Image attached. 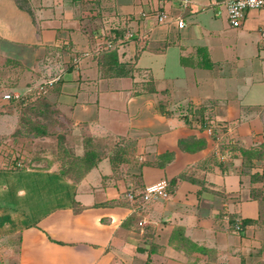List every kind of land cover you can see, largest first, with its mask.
Returning a JSON list of instances; mask_svg holds the SVG:
<instances>
[{
	"label": "crops",
	"instance_id": "obj_1",
	"mask_svg": "<svg viewBox=\"0 0 264 264\" xmlns=\"http://www.w3.org/2000/svg\"><path fill=\"white\" fill-rule=\"evenodd\" d=\"M263 26L264 8L230 26L222 0H0V65L19 63L91 165L0 166V264H264L245 155L264 142ZM160 179L168 198L143 202Z\"/></svg>",
	"mask_w": 264,
	"mask_h": 264
},
{
	"label": "rangeland",
	"instance_id": "obj_2",
	"mask_svg": "<svg viewBox=\"0 0 264 264\" xmlns=\"http://www.w3.org/2000/svg\"><path fill=\"white\" fill-rule=\"evenodd\" d=\"M24 73L14 61L3 60L0 65V166L57 167L66 173L81 170L84 165L79 166V158L83 156L77 155L75 141L65 130L66 123L42 90L21 77ZM8 92L19 93L22 99L6 101L4 94ZM245 155L255 161L246 163L254 169V185L261 182L264 186V142H253Z\"/></svg>",
	"mask_w": 264,
	"mask_h": 264
},
{
	"label": "built area",
	"instance_id": "obj_3",
	"mask_svg": "<svg viewBox=\"0 0 264 264\" xmlns=\"http://www.w3.org/2000/svg\"><path fill=\"white\" fill-rule=\"evenodd\" d=\"M189 2L190 0H180V4L183 8L187 7ZM222 4L230 26L235 28L242 25L247 11L264 8V0H222ZM153 15L160 24L174 22L177 28L185 26V22L181 17H173L164 9H157L154 11ZM260 34L261 37L264 38V26L260 30ZM4 99L6 101L16 102L22 99V95L16 92H8L4 94ZM214 129L213 125H208L206 131L209 135H212ZM168 196V181L166 179H160L154 183L146 185L141 194L143 202L167 199ZM128 198L132 199L133 195L129 194ZM234 229L236 231H240L242 229V223L240 220H235Z\"/></svg>",
	"mask_w": 264,
	"mask_h": 264
},
{
	"label": "trees",
	"instance_id": "obj_4",
	"mask_svg": "<svg viewBox=\"0 0 264 264\" xmlns=\"http://www.w3.org/2000/svg\"><path fill=\"white\" fill-rule=\"evenodd\" d=\"M122 72L123 71H119L118 74H121ZM191 114H192L191 117H189L188 113L183 116L186 119V121L189 122V123H193L194 122V123H196V124H198L200 126L204 125V123L206 124V122H208L207 123L208 125H212L214 123L209 118H205L201 114L200 110H198V109H195V111H192ZM79 161L81 163V165H79V166H83V165L84 166L79 171H78V169L75 170L74 174H76L78 176H80L85 170H87L91 166L90 163H88V161H87V157H85V156L79 158ZM76 171H78V172H76Z\"/></svg>",
	"mask_w": 264,
	"mask_h": 264
}]
</instances>
